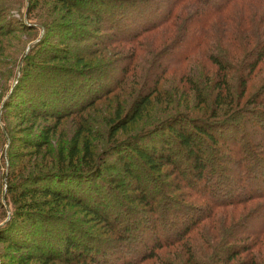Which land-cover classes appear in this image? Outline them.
<instances>
[{
	"label": "trees",
	"instance_id": "1",
	"mask_svg": "<svg viewBox=\"0 0 264 264\" xmlns=\"http://www.w3.org/2000/svg\"><path fill=\"white\" fill-rule=\"evenodd\" d=\"M47 1L0 0V17H5L3 22L0 21V35L25 32L29 26L22 24L17 27L14 25V19L6 18L9 16L8 11L25 5L26 17L30 18L34 9ZM58 1L63 6H67L68 10L72 6L81 9L79 5L94 1L97 3L98 9L106 12L107 18L109 13L116 20H121V26L115 28L112 43L104 42L106 47H109L110 44H140L138 40L144 35L155 32H157L156 35L159 34L165 38L164 42H168L170 39L166 40V35H168L166 31H175V35L177 23L185 22V18L188 16L189 27L184 26L181 30L182 37L186 40L185 45H181L179 50L174 48L178 50L176 53L178 57L172 60L168 59L170 62L165 60L164 55L163 57L157 56L155 60L151 59L144 69L143 85L136 90L133 103L125 110L119 106V109L114 112L115 118L109 122L108 132H110L111 138L119 131H126L129 124L139 122L146 125L138 131L139 133L131 135L128 141L111 146L113 149L111 148L109 153L119 155V161L122 162L124 171L133 175V170L129 168L126 162L128 160L125 158L131 154L130 157L136 162V168L151 182L148 187L150 191L148 196H145L144 191H141L136 197L137 199L128 201L113 194L115 199L113 201L117 204L114 211H123L126 214V217L121 216V223L114 224L119 240L126 242L125 248L129 251L127 258H122L121 264H146L150 260L160 258V250L171 249L174 246H179L182 249H194L193 254L194 252L195 254L194 256L192 254L193 258L191 257L189 260L191 264H217L221 261L218 260V255L221 256L223 251L227 252L224 259L228 262L238 254H243L245 256L241 263H245L247 258V263L264 264L263 251L255 249L262 247L264 250V114L260 116L252 112L248 116V119L252 118V120H245V123H248V127H250L247 128V132L252 129V139L259 140L258 144L250 142L246 136L248 133L244 130L245 126L242 125L241 129L238 127L243 121L238 112L235 113V107L240 100L231 98L230 94V81L233 77L238 80L240 87L245 89L246 81L256 65L264 61V0H159L155 5L146 7L147 11L145 12L140 7V4L145 2L137 4L135 0ZM94 14L96 22L104 20L100 16L101 12L96 11ZM53 21H56L55 18ZM211 22H216L215 28L211 29ZM45 25L41 24V27L46 35L47 27ZM62 25L65 28L68 27V24L63 22ZM47 38L46 35L36 43L38 45L36 54H31L34 46H29V52L23 56V59L19 58L16 67L19 66L20 61H22V66L18 68L19 76L13 86L11 82L5 83L6 77L12 75L11 68L4 69L1 75L4 84L0 86V135L9 139L7 150L9 157L13 153V150L9 151L10 149L17 151L14 152L17 157L21 156L17 154L19 146L15 145L12 129L6 122L9 113L19 121L31 122L43 116L44 119H53L54 124L46 127L42 134L44 139L41 141L48 144L61 119L75 113H82L84 109L94 105L102 97H108L118 86V83L122 84L118 82L120 79H126L132 69L137 70L139 67V64L133 65L135 54L132 52V47L129 50H123V47L119 48L120 52L128 51L121 57L122 63L117 66L119 77L116 79L112 74L104 75L103 80L105 81L110 77L114 78L113 87L108 85L109 81H106L107 84L101 82L100 88L97 81L93 83L94 74L92 73L94 71L92 68L88 70L73 69L66 63L49 66L52 62L59 61L57 54L61 53L63 56L64 51L49 52L46 44ZM104 40H108L107 37H104ZM134 48H139L152 56L155 53L151 43ZM195 52L202 53L217 69L214 72L218 79L214 99L215 111L211 112L208 117L194 116L191 112L181 111L180 107L185 106H177L170 98L171 95H175L179 91H176L175 86H168V91H165L161 84V77L165 70L185 62ZM112 55L116 56V54ZM118 58L120 56L116 59ZM78 63H81V60ZM204 66L205 64H203ZM191 76L192 79L190 78L189 81H194L197 87L193 91L200 96L209 95V91L204 92L202 90L204 87H200L199 83H201L202 77L198 76L196 71ZM11 77L13 80V76ZM91 85L94 87L90 89ZM24 86L30 87L32 95L26 96L24 100L21 99L20 105H17L13 99L17 95L16 92ZM5 96L7 98L2 101ZM159 98L161 100H158ZM184 98L188 99V96ZM226 109L231 113L223 121L220 117L222 113L219 111L226 112ZM155 111L166 116L164 119L144 120L145 114L150 115ZM173 111L176 113L172 115ZM77 123L73 136L70 138L67 155L66 151L65 154L63 151L60 152V160L56 161L57 164L67 162L68 168L63 169L56 165L51 171H47L49 174H44L42 170L34 173L29 172L30 169H23L26 172L23 174V172L20 173L14 169L18 163L13 161L11 163V158L8 159L6 197H10V201L13 202L17 210L24 208L28 211L20 213L21 217L16 215L22 219L20 225L26 222L23 220L25 218L29 220L41 218L40 212L35 209L39 203L36 199L38 196L49 197V199L57 200L58 203L67 199L72 200L84 212L92 213L93 216L103 221L107 219L105 210L98 212L91 204V200L85 199L93 198L97 202L103 200V193L96 188L95 191L92 184V187H89L90 183L87 182L93 181V176L99 177L102 172L100 165L103 162H99L98 165L90 160L91 154H93L89 139V134L92 132L90 124L82 123L80 118ZM252 124L256 128L252 127ZM232 130L235 134L233 137ZM223 133L226 135L224 136ZM227 136L231 138L230 142L241 143L234 152L227 153L225 150V145H228ZM235 137H237L236 140ZM27 140H24V148L27 149L31 147L32 143L37 145L41 143L32 140L27 144ZM124 151L126 153L121 158V153ZM225 153L226 156H224ZM231 156L230 161L239 165V170L235 172L237 174L233 178L222 170L224 161H227ZM166 165H174L177 170L181 171L186 190L180 183L175 182L171 186L163 179L158 178L159 170ZM44 180H48V182L43 186ZM35 183L37 185H34ZM83 185L87 186L81 188ZM157 185L163 188L160 194L155 190ZM78 189L81 193H77ZM143 189L146 187L144 186ZM172 193H175L177 199L172 196ZM256 201L259 202L256 204ZM255 204V208H252ZM238 207L250 209L248 214L244 215L246 218L244 226H248L254 218L258 217L259 223L253 229L246 231L247 233L243 237L245 241L240 246H229L231 242L238 243L240 238L237 230L240 221L234 223V220L237 221L234 209ZM184 208H191L193 213L186 212ZM228 208L232 209L231 216L232 212L234 216V219L229 221V229L224 226L225 219L221 221L218 216L221 209ZM114 211L111 210V212ZM43 219L46 221L49 219L48 222L62 223V231L55 233L56 228H47L46 232L61 236L58 240H60L59 243L62 244L65 253L71 251L82 254L89 253V248H93L95 244L97 250L103 251L98 247V244H103L100 238L95 242L94 239H90V233L84 238L81 236L86 235L84 232L82 234L81 230H73L72 219L66 217H60L58 220H51L54 218L49 217ZM14 221L13 214L4 224L5 226L1 227V233H7L0 236V241L8 243L17 251L30 247L40 251V256L44 257L45 264L52 260L49 253L54 245L43 242L31 244L30 240L12 236ZM231 224L234 225L231 226ZM216 226L220 231L213 234L211 228ZM18 235L24 237L26 233L21 232ZM55 236L54 238H56ZM186 251L189 252L187 249ZM165 264L172 263L167 261Z\"/></svg>",
	"mask_w": 264,
	"mask_h": 264
},
{
	"label": "rangeland",
	"instance_id": "2",
	"mask_svg": "<svg viewBox=\"0 0 264 264\" xmlns=\"http://www.w3.org/2000/svg\"><path fill=\"white\" fill-rule=\"evenodd\" d=\"M135 1L137 4L145 2L140 4L141 9L143 10V12H145L147 11L145 10L146 7L155 5L159 0H140L139 2L138 0ZM96 4V2L91 1L87 4L79 5L82 10L78 7L76 8V6H72L70 7V10H68V7L63 6L58 0H48L47 2H45V4L34 9V11L30 15V18L26 17L25 5H21L19 8H14L8 11L9 16L7 15L8 17L6 18L14 19V25H16L17 27H20L22 24L29 25L26 28L27 31L14 32L5 36L0 35V86L4 84V79L3 81L1 80L2 72H4V69L10 68L13 80L11 76H7L5 79V83L11 82L12 86L14 85L19 76L18 68L22 66V61H20L19 66L16 67L17 61L21 57L23 59V56L26 55L27 52H29V46H34V49H32V52H30L32 55L33 53L36 54V49L38 47L36 43L46 35L48 36V38L46 39V44L49 48V52H57V50L64 51L63 56L61 53L57 54V57H59L60 60L52 62L51 64H49V66H57L61 65V63H66L73 69L88 70L92 68V70L94 71L92 73L94 74L93 83H96L97 81V85H99L100 88L101 82L107 84L106 81H109L108 85H111L113 87L112 82L114 78L110 77L109 80L105 81L103 80L104 75L110 76L112 74V76H115L116 79L117 77H119L117 66L122 63L121 57H123L124 54L128 52H120L119 48L121 49L123 47V50H129V48L132 47V52L135 54L133 65L139 64L138 69H132L126 79H120L118 81L122 84L118 83V86L113 89L112 93H110L108 97H102L99 101H96L94 105L84 109L82 113H75L72 116L61 119V122L59 123V125H57L56 130L51 135L48 144L47 142L45 143L41 141V139H44V137L42 136L44 129L54 124L53 119H44L43 116L42 118H38L31 122L27 120L19 121L16 117H12L10 113L8 114L9 116L6 122L7 125L9 124L8 127L12 129V134L15 138V145L19 146V151L17 154H20L21 156L17 157L14 153L17 151L15 149H10L9 151L12 152L13 150V153H11L9 157L7 154L9 139H5L0 135V236H3L5 235V233H7H1V227H4V224L9 221L10 216L14 214L15 221L12 224V228L14 230L12 236L30 240L31 244H41L43 242L54 245L51 247L49 253L52 256V260H50L47 264H121L122 258H127V252H129L125 248L127 244L123 240H119V235L116 233V229H114V224L119 222L121 223V216L126 217V214L123 211H114L117 204L113 201L115 200L113 198V194L120 196V199H127L128 201H132L134 198L138 197V194L141 191H144L145 196H148V193L150 192L148 187L150 186L151 182L148 181L146 175L140 173L136 168V162H134V160L130 157L131 154L125 156V158L128 160L126 162L129 165V168L133 170V175L127 174L124 171L123 164L121 161H119V155L110 154L109 152L112 148L111 146H114V144L121 143L126 140L128 141L131 135L136 132L139 133L138 131L146 125H142L139 122L136 124H129L125 129L126 131H119L111 138L110 132H108L109 122L112 121L113 118H115L114 112L119 109V106H121L122 109L125 110L128 109L131 103H133V100L137 93L136 90L143 85L142 81L144 79V69L147 67L151 59L155 60L157 56L160 55L163 57L164 55L165 60H167V62H170L168 59L172 60L178 57L176 53L178 52L179 47L181 45L184 46L186 42V40L182 37V27H189L187 16L185 18V22L177 23L175 35V31H166V33H168V35H166V40L170 39V41L168 42H164L165 38L159 36V34L156 35L157 32H155L149 33L146 36L144 35L140 40H138L140 44H110L109 47H106V44H104V42L112 43L111 41H113L112 38H114L113 34L116 30L115 28L121 26V20H116V18H114L113 16L111 17L109 13L107 18L105 15L106 12L100 8L98 9ZM96 11L101 12L102 15L100 16L104 18V20L101 19L96 22V15L94 14V12L96 13ZM4 18L5 17H0V21L3 22ZM54 18L56 21H53ZM62 22L68 24V27L65 28L63 27L64 25L61 26ZM215 23L216 22L210 23L211 29L215 26ZM41 24H46V35L43 31V27H41ZM104 37H107L108 40H104ZM173 38L175 40L172 41L171 39ZM147 43H151L153 45V50L155 52L153 56L151 54L144 53L143 50H140L139 48H134L140 47V45L143 46V44ZM53 48L56 49L54 50ZM174 48H177L178 50ZM112 54H116V56ZM119 56L120 58L116 59ZM80 60L81 63H78ZM203 64H205L204 67ZM216 70V67L211 63V61L205 58L202 53L195 52L192 53L185 62L178 63L171 69L165 70L161 77V84L165 91H168L170 86H175L177 89L176 91H179V93L171 95L170 98L171 101L177 104V106H185L180 107L182 109L181 111L191 112L194 116L198 115L202 117H208L211 112L215 111L214 99L217 90L216 85L218 84V79H216L214 75V72H216ZM195 71L197 72L198 76L202 77L201 83H199L200 87H204L202 88L204 92L209 91V95L206 94V96H200L193 91L197 87L195 86L194 81L190 82L189 79H192L191 75L195 74ZM35 73L38 74L37 71H35ZM230 82L231 98L233 97L234 99L240 100L235 107V113L238 112L240 119L243 121L240 125H238V127L241 129L242 125H244V130L246 131V133H248L246 135L247 139L250 142L253 141V143L258 144L259 140L254 138V140L252 139L253 130L251 129L247 132V128L250 127H248V123H245V120L248 119V116L252 112L260 116L264 114V61L256 65L251 76H249L246 81L245 89H242L243 87H240V83L234 77ZM93 87L94 85H91L90 89ZM181 92H183V95L180 96ZM9 93L10 91L8 92V95ZM16 93L17 95H15L13 102H15L17 105H20L21 99L24 100L26 99V96L32 95L30 94L32 92L30 91L29 86H24ZM168 95L170 96V93H168ZM185 96H188V99H185ZM5 98H7V96L2 98V101ZM158 100H161V98H159ZM156 112L158 111H155V113L151 112L150 115L145 114L143 116L144 120L152 119L151 121H153L156 119H164V117L166 116L163 114L160 115ZM219 112L222 113L220 117L223 121H225L229 116V113H231V111L228 112L227 109L226 112ZM173 113L175 114L176 111H173L172 115ZM79 118L82 123L90 124V127L92 129L91 134H89V139L91 142V152L93 153L91 154L92 158L90 160L93 163L96 162L95 164L98 165L99 162H103V165H100V170L102 172L101 174H99V177L93 176V181H87L88 183H90L88 184L89 187H92L93 185L94 189L96 188L98 191H101L103 193V200L101 202H97L93 200V198H84L88 201L91 200V204L94 205L95 209L98 212H103V210H105L106 212L104 213L106 214L107 219L103 221L102 219L93 216L92 213L84 212L76 204H74L72 200L67 199L63 202L58 203L57 200L51 198L49 199V197L38 196L36 197V199L39 201V203L36 205L35 209L40 212L41 218L36 220H29L25 218L23 220L26 222L20 225L19 223L22 220L18 218L21 217L20 213H27L28 211H26L24 208H20L17 210L13 202L10 201V197H6V174L9 170L8 159L11 158V163L12 161L16 162V164L18 163L17 167L14 169H17V171L20 173L23 172V174H26L24 170L27 169H30L29 172L37 173V171L42 170L44 171V174H49L47 171H51V169L56 167V165L57 167L59 166V168H68L67 162H60L58 163V165L56 161L60 160V152L63 151V154H65L66 151L67 155L70 138L73 136V133L78 124L77 122H79ZM248 120H252V118H249ZM252 127L255 126L253 125ZM223 135L225 136L226 134L223 133ZM234 135L235 134L233 131L232 137ZM25 139H28L27 144H29V141L32 140L41 143L40 145L32 143L30 144L31 147L27 149L24 148ZM226 139L228 145H225V150L227 153L234 152L240 146L239 144H241L230 142L231 138L229 136H227ZM234 139L236 140L237 137H235ZM125 153L126 151L121 153V158H123ZM226 155L227 154L225 153L224 156ZM231 159L232 156L229 157L227 161H224L222 170L224 173L233 178L237 174L235 172L239 170V165L231 162ZM137 161L139 160L137 159ZM104 164H106V166H104ZM135 172H137L138 174H136ZM134 174L136 175L134 176ZM158 178H160L161 180L163 179L168 184H171V186L174 185L175 182L178 184L180 183L182 184V188L184 187V190H186L183 174L180 170H177L174 165L163 166L162 169L159 170ZM47 182L48 180H44L43 186L47 185ZM34 185L37 184L35 183ZM56 185L59 186L58 184ZM86 186L83 185L81 188H85ZM144 186L146 187V189H143ZM79 190L80 189H78L77 193H81L79 192ZM155 190L157 192L159 191L160 194V191L163 190V188H161L160 185H157L155 186ZM96 194L98 195L97 192ZM172 196L177 199L175 193H172ZM258 202L259 201H256V204ZM256 204L252 208H255ZM111 210H113L114 212H111ZM184 210L190 214L193 213V210L191 208H184ZM231 210V208L225 210L221 209L218 213L219 219L221 221L225 219L224 226L227 227V229H229V221L231 219H234L233 212L231 216ZM249 211L250 209H248L247 207H238L234 209V213L237 216V221L234 220V223H238L240 221L237 229L238 236H240V238L238 240V243L231 242L229 246H240V244L245 241L243 240V237L247 233L246 231L251 230L253 229V227H256L258 225L259 217L256 219L254 218L248 224V226H244V221L246 219L244 215L248 214ZM16 215L18 217H16ZM48 217L54 218L51 220H58V218L60 217L72 219L71 221L73 230L78 229L81 230V233L84 232L86 235H81L84 238L89 236L88 233H90V239H94L95 242L98 238H100L102 241L101 243L103 244H98V247H100L103 251L97 250V245L95 244L93 248H89V253L85 252L84 254H82L73 251H71L70 253H65L63 251L62 244L59 243L60 240H58L61 236H55V233L57 231H62V223L48 222L49 219L48 221H46L45 219L42 220V218ZM241 222L242 224H240ZM233 225L234 224H231V226ZM47 228H56L55 233H47ZM211 229L213 234H216L218 233V231H220L217 226ZM21 232L23 234L26 233V236L22 237L18 235V233ZM54 236L56 238H54ZM78 240H81V238H78ZM199 241H201V239H199ZM91 244L93 245V242H91ZM186 249L189 250V252H187ZM186 249H182L179 246H174L171 249L164 248V250L162 249L159 251V254H161L160 258L156 260H150L146 264H165V262L167 261L171 262L172 264H191L189 260L191 259V257L193 258L195 252L193 254V248L192 250L189 248ZM255 249L262 250L264 254V250L262 247H257ZM39 252L40 251L31 247L22 249L21 251H17L8 243L0 241V264H45L43 261L44 257L40 256ZM226 253L227 252L223 251L221 253V256L218 255V260L221 261L217 264H250V262H246L247 258L245 259V263H241L243 262V258L245 256L243 254H238L235 258L228 262V260L224 259ZM192 254L193 256H191ZM257 261L259 260L257 259Z\"/></svg>",
	"mask_w": 264,
	"mask_h": 264
}]
</instances>
